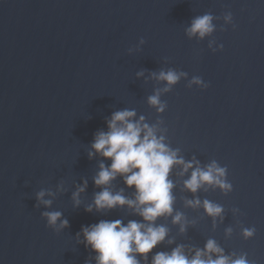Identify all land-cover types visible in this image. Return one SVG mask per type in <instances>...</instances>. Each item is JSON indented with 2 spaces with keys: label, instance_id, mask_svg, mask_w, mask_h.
I'll use <instances>...</instances> for the list:
<instances>
[{
  "label": "water",
  "instance_id": "obj_1",
  "mask_svg": "<svg viewBox=\"0 0 264 264\" xmlns=\"http://www.w3.org/2000/svg\"><path fill=\"white\" fill-rule=\"evenodd\" d=\"M204 14L214 31L189 37ZM170 69L186 75L171 86L156 78ZM193 77L209 87L190 85ZM156 94L163 111L149 103ZM122 110L144 117L185 162L226 168L232 185L192 193L184 181L193 169L181 175L174 165L173 211L155 221L167 236L140 264L181 245L191 258L210 239L231 259L264 264V0H0V264H96L82 227L144 222L127 205L85 211L101 191L100 164H111L89 158L91 144ZM107 187L135 198L120 175ZM42 190L50 207L37 206ZM205 200L221 214L208 215ZM45 211H60L69 226H48Z\"/></svg>",
  "mask_w": 264,
  "mask_h": 264
},
{
  "label": "clouds",
  "instance_id": "obj_2",
  "mask_svg": "<svg viewBox=\"0 0 264 264\" xmlns=\"http://www.w3.org/2000/svg\"><path fill=\"white\" fill-rule=\"evenodd\" d=\"M231 20V14L226 17ZM213 16L204 14L195 17L186 30L189 37L197 36L204 38L214 31ZM143 43V40H141ZM223 49V44L218 46ZM215 51V49H214ZM143 73H138L142 75ZM155 75V74H154ZM186 73H177L174 70L161 71L156 77L171 86L176 84L181 76ZM209 87L201 77H193L191 84ZM166 87L164 91H168ZM149 103L159 105L158 111H163L164 105L160 103L159 94L149 97ZM136 113L133 110L116 111L107 120V131H99L95 134L88 153L89 158L99 154L105 159H110L111 164H100V170L93 178L94 184L101 187L93 199V204L85 209L87 212L110 210L117 206L127 205L133 208L144 222L130 220L126 225L119 219L114 221L101 220L96 224L81 228L83 243L86 248H91L96 253V264H140L137 256L147 255L167 236V229L162 225H156L158 217L171 215L174 197L173 182L169 174L174 165H182L181 175L189 169L190 177L184 181L185 188L196 193L204 185L218 186L224 191H230L232 185L226 181V168L220 167L215 161L201 168L198 161L185 162L178 158L177 151L171 150L163 143V137H157L155 128L143 123L144 117L134 120ZM195 165V167H194ZM117 175H120L127 186L135 188V198L128 199L122 192L113 193L107 187ZM78 188L73 193L74 206L78 207L79 193L86 187ZM50 194V193H49ZM46 193L42 190L37 193L36 199L39 204L50 207L51 200L44 199ZM189 206H198L200 201L190 200ZM206 213L212 217L219 216L222 207L205 200L203 202ZM41 215L46 218L47 225L54 227L59 222L60 228L69 226V221L62 218L60 211H45ZM182 215L177 213L173 217V223H179ZM183 225L181 231H184ZM231 231L230 229L228 230ZM255 229L245 228L243 236L250 238ZM81 233H77V238ZM171 243V241H169ZM215 254V258H213ZM152 264H249L246 256L231 259L223 254V250L214 240H208L204 249H196L195 254L189 258L183 251V246H177L170 253L157 252L152 258Z\"/></svg>",
  "mask_w": 264,
  "mask_h": 264
}]
</instances>
